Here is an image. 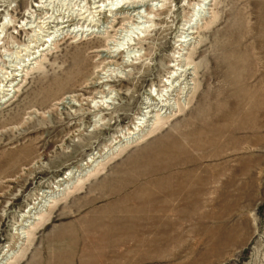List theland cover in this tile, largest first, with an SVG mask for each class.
<instances>
[{"label":"rangeland","instance_id":"374dc122","mask_svg":"<svg viewBox=\"0 0 264 264\" xmlns=\"http://www.w3.org/2000/svg\"><path fill=\"white\" fill-rule=\"evenodd\" d=\"M202 2L0 0L5 264H264V0Z\"/></svg>","mask_w":264,"mask_h":264},{"label":"bare ground","instance_id":"6f19581e","mask_svg":"<svg viewBox=\"0 0 264 264\" xmlns=\"http://www.w3.org/2000/svg\"><path fill=\"white\" fill-rule=\"evenodd\" d=\"M207 0H205V2H206ZM205 2H202V5H206V3ZM205 3V4H204ZM97 9H99V8H97ZM203 8H200V10H198V11H201ZM95 16V15H94ZM79 17H80V21H83L85 18H84V15H79ZM81 17H82V19H81ZM3 24V23H2ZM1 24V26H0V28L2 29V26H4V25H2ZM57 25H59V22H58V24ZM65 27H61L59 30H63ZM84 28V27H83ZM191 29H193V27H191V25L186 29H184L185 31V38H189L190 37V35H193V34H195L194 32H192L191 31ZM80 30V29H79ZM83 31V30H82ZM89 31V30H88ZM61 32V31H60ZM84 32V31H83ZM85 32H87V31H85ZM192 38V37H191ZM189 38L188 39V41H179V42H181V43H186V42H189V41H191V40H193L194 38ZM52 39H53V37H51V36H48V40H46L44 43L45 44H48V43H51L52 42ZM54 41V40H53ZM189 68H185V69H183V70H181L180 71V76L179 77H175V80L171 83V85L169 86V88H170V91L172 92V97H174V99L172 98V99H170V101L168 102V104L166 105H162L161 107H160V110H158V111H156L155 109L156 108H159V106L158 105H152L151 103H150V100L148 101V102H146L145 103V105H146V107L145 108H143V110H144V112H143V114H144V120H146L145 122L147 123V122H149V121H151L150 119H153V118H157L156 119V122L155 123H152V126H154V128L153 129H156L157 127H159L161 124H162V120H161V118H159V112H163V108H165V107H167V110L168 109H172L173 107H174V105H175V103H172V101L174 100L175 101V99L177 98V96H175L173 93L174 92H176L177 90H178V88H181L182 87V89H180L181 91H184V92H186V91H188V90H191L190 88H189V86H190V83H189V78L191 77V76H193L192 74H190L189 73ZM177 76V75H176ZM15 77V76H14ZM16 77H18V76H16ZM15 86L16 85H13V83L12 84H10L8 87H10V88H7V90H6V92H8V93H12V92H15L16 90L14 89L15 88ZM16 93V92H15ZM8 96V95H7ZM148 100V99H147ZM152 100V99H151ZM156 112V113H155ZM152 113H155V115L154 114H152ZM155 120V119H154ZM143 123V122H142ZM147 125V124H146ZM146 125H144V123L143 124H141L140 125V129H137V131H135L134 133H133V136L135 135V139L137 140V139H139V138H141L140 136H139V134L141 133V132H143V133H149V131H143V129L145 128V127H149L148 125L146 126ZM141 126H142V128H141ZM151 132V131H150ZM132 134V133H131ZM130 134V135H131ZM136 135H137V137H136ZM142 137H143V135H142ZM131 139H134V137L132 138V137H130L129 136V138L128 139H125L124 141H126L125 143H127V144H130L131 143ZM123 145H118V146H116L115 148H113V150L114 151H116L118 148H120V147H122ZM91 159V158H90ZM90 161V160H89ZM93 164L92 165H89V167L86 169V168H84L83 170H76V171H71L70 172V175H68V177H66V178H64V179H61L60 180V185L61 186H65V189H63L62 191L64 192L65 190H67V188H69L70 186V184H71V178H76V177H78V176H80L81 177V175H83V173H89L90 172V170L91 169H93L94 167H96L99 163H97V161H91ZM71 180H70V179ZM75 180V179H74ZM59 185V186H60ZM60 192V191H59ZM54 198H55V196H54ZM55 201L51 198L50 199V196H49V198H47L45 201H44V203H43V206L41 207V208H38V209H35V211H33V210H31L29 213V216H27V218H26V220H25V223H24V225H22V228H21V230H20V234H21V236H22V238H25L26 237V233L24 232V230L25 229H27V228H30V227H32V225L33 224H35V222L36 221H39L40 220V218H39V214H40V212L42 213L43 212V209L42 208H44V207H46L49 203H54ZM56 203V202H55ZM2 259L0 260V264H5V261L7 260L6 258V255L4 256V257H1Z\"/></svg>","mask_w":264,"mask_h":264}]
</instances>
